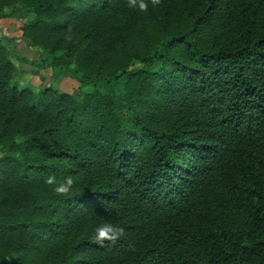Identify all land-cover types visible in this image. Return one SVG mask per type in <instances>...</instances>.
<instances>
[{"label": "trees", "instance_id": "16d2710c", "mask_svg": "<svg viewBox=\"0 0 264 264\" xmlns=\"http://www.w3.org/2000/svg\"><path fill=\"white\" fill-rule=\"evenodd\" d=\"M13 5L91 88L18 87L0 33V264H264V0Z\"/></svg>", "mask_w": 264, "mask_h": 264}, {"label": "rangeland", "instance_id": "374dc122", "mask_svg": "<svg viewBox=\"0 0 264 264\" xmlns=\"http://www.w3.org/2000/svg\"><path fill=\"white\" fill-rule=\"evenodd\" d=\"M31 17V13L21 14L14 5L3 7L0 14V33L17 38L14 45L4 40L7 57L15 66L10 80L18 87L27 86L33 91L44 86H51L58 91H66L77 96L80 92L89 90L91 88L90 81L81 83L78 80L79 74L73 70L72 64L66 67L41 65L39 61L40 55L43 53L42 50L31 44L22 31V24ZM31 78L36 79L37 81L34 83L40 84V86L32 88L33 80Z\"/></svg>", "mask_w": 264, "mask_h": 264}, {"label": "clouds", "instance_id": "9594fccd", "mask_svg": "<svg viewBox=\"0 0 264 264\" xmlns=\"http://www.w3.org/2000/svg\"><path fill=\"white\" fill-rule=\"evenodd\" d=\"M150 3L153 8H156L161 4V0H150ZM127 6L131 9H138L140 12L146 13L149 9V0H127ZM44 183L54 186L53 191L58 196L69 197L76 181L71 175H67L62 180H58L54 174H50L46 177ZM125 235L124 227L108 222L94 229L92 239L100 247H105L106 242L108 245H115Z\"/></svg>", "mask_w": 264, "mask_h": 264}, {"label": "crops", "instance_id": "0c3cea01", "mask_svg": "<svg viewBox=\"0 0 264 264\" xmlns=\"http://www.w3.org/2000/svg\"><path fill=\"white\" fill-rule=\"evenodd\" d=\"M31 80H33V82H32V83H33V84H32V86H33V87H32V88H34L35 86H36V87H37V86H40V84H39V85H36V84L34 83V82H36V81H37L36 79L34 80L33 78H31ZM29 85L31 86V84H30V83H29Z\"/></svg>", "mask_w": 264, "mask_h": 264}]
</instances>
